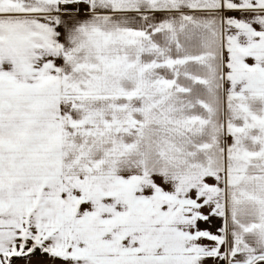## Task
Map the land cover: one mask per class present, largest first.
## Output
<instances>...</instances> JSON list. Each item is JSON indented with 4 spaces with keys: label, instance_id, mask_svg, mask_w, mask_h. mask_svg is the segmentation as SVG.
<instances>
[{
    "label": "snow or ice",
    "instance_id": "6c2138e0",
    "mask_svg": "<svg viewBox=\"0 0 264 264\" xmlns=\"http://www.w3.org/2000/svg\"><path fill=\"white\" fill-rule=\"evenodd\" d=\"M0 264H264V0H0Z\"/></svg>",
    "mask_w": 264,
    "mask_h": 264
}]
</instances>
